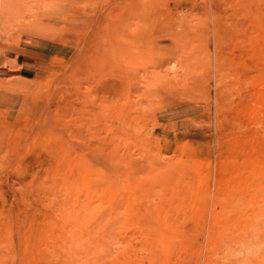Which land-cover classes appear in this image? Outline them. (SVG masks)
I'll return each instance as SVG.
<instances>
[{"label":"rangeland","instance_id":"1","mask_svg":"<svg viewBox=\"0 0 264 264\" xmlns=\"http://www.w3.org/2000/svg\"><path fill=\"white\" fill-rule=\"evenodd\" d=\"M240 263L264 0H0V264Z\"/></svg>","mask_w":264,"mask_h":264},{"label":"bare ground","instance_id":"2","mask_svg":"<svg viewBox=\"0 0 264 264\" xmlns=\"http://www.w3.org/2000/svg\"><path fill=\"white\" fill-rule=\"evenodd\" d=\"M239 148L242 149V147H239ZM243 152H244V151H243ZM240 153H241V151H240ZM245 179H246V177H245ZM246 184H247V183H246ZM249 190H250V189H249ZM245 196H246V195H245ZM245 196H244V197H245ZM246 198L248 199V196H247ZM249 198H250V195H249ZM247 199H246V200H247ZM243 200H244V199H243ZM243 200H242V201H243ZM250 200H251V198H250ZM247 201H248L249 204H248V203H246V204L249 205V207H250V203H251L252 201L250 202L249 199H248ZM244 203H245V201H244ZM242 204H243V203H242ZM243 206H244V205H243ZM244 207H245V206H244ZM251 207H252V204H251ZM251 207H250V208H251ZM244 210H245V208H244ZM247 210H249V209H247ZM252 210H253V209H252ZM249 211H251V210H249ZM251 212H252V211H251ZM251 212H250V214H251ZM246 217H247V216H246ZM252 221H253V220H252ZM252 221H251V223H252ZM253 222H254V221H253ZM251 223H250V225H251ZM246 224H247V223H246ZM248 225H249V224H248ZM249 227H250V226H249ZM249 227L247 226L248 229H247L246 231H248L250 228H251V230H252V227H253V226H251L250 228H249ZM253 229H254V228H253ZM252 231H253V230H252ZM248 233L250 234L251 232H248ZM248 233H247V234H248ZM243 234H244V233H243ZM249 234H248V235H249ZM253 234H255V233H253ZM253 234H252V235H253ZM248 235H247V236H248ZM250 235H251V234H250ZM245 236H246V234H245ZM245 236H244V238H243V236H242L241 238H242L243 240H244V239L248 240V238H250L249 236H248V238H245ZM247 236H246V237H247ZM256 237H257V235H256ZM241 238H240V239H241ZM252 238H253V236H252ZM250 239H251V238H250ZM253 239H254V238H253ZM253 239H251V240L253 241ZM243 240H241V241L244 242ZM242 242H241V244L244 245V243H242ZM248 243H249V242H248ZM250 243H252V242H250ZM252 244H253V243H252ZM245 246H247V245H245ZM248 246H249V245H248ZM240 248H241V246H240ZM242 248H243V247H242ZM244 248H245V247H244ZM244 248H243V249H244ZM243 256H245V254H244ZM247 257H248V256H247ZM238 258H239V257H238ZM241 258H242V257H241ZM244 258H245V257H244ZM244 258H243L242 260H240V261L245 260ZM246 259H247V258H246ZM236 260H237V259H236ZM245 261H246V260H245ZM237 263H239V262H237ZM240 264H241V263H240Z\"/></svg>","mask_w":264,"mask_h":264}]
</instances>
